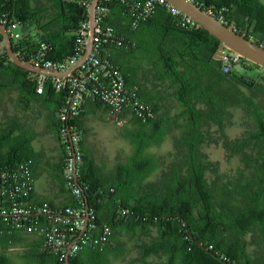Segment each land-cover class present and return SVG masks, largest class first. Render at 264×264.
Returning <instances> with one entry per match:
<instances>
[{"label":"trees","instance_id":"trees-1","mask_svg":"<svg viewBox=\"0 0 264 264\" xmlns=\"http://www.w3.org/2000/svg\"><path fill=\"white\" fill-rule=\"evenodd\" d=\"M31 2L0 0V14L9 23H19L20 30L30 25L14 42L17 53L31 61L30 54L44 40L52 45L49 58L61 60L73 55L77 30L82 21L89 19L88 8L80 2L58 0L64 13L50 14L45 22V15L39 14ZM195 2L239 33L264 44L260 37L264 34V4L260 0ZM107 8L106 22L115 28L117 39L124 45L106 47L118 51L121 62L118 57L115 63L123 74L130 73V87L154 107L156 116L143 122L130 115L135 127L128 130L127 137L134 151L112 170L101 171L90 157H83L78 183L92 212L88 230L98 237L108 227L109 234L104 245L70 255L69 264H109L113 258L127 264H264V75L247 81L234 70L236 64L225 72L224 61L214 58L219 40L198 24H178V16L165 4L137 23L132 0H111ZM32 19L37 20L38 31L30 23ZM2 39L0 34V81L30 92L32 101L48 109L49 127L63 148L60 178L70 190L61 135L68 125H77L83 131L82 144L85 130L80 119L84 105L76 118L63 120L60 112L67 105L69 91L57 90L53 78L47 77L43 91L38 92L41 74L15 66ZM133 56L135 63L130 62ZM241 62L263 67L247 58ZM234 107L246 111L253 127L233 140L225 135L223 145L230 156H240L245 172L210 181L206 172L212 162L202 146L213 141L212 127L224 131ZM2 112L0 166L34 160V133L30 131V136L24 131L17 117L7 115L5 106ZM167 135L174 136L178 157L161 169L157 181H146L157 167L155 156L147 148ZM44 203L54 209L63 208ZM0 227L4 229L5 225ZM3 231L0 264H10L13 258L8 254L9 247L23 230L12 234ZM35 244L20 254L30 256V264H66V259L42 250V241ZM131 252L135 254L128 257Z\"/></svg>","mask_w":264,"mask_h":264},{"label":"built area","instance_id":"built-area-1","mask_svg":"<svg viewBox=\"0 0 264 264\" xmlns=\"http://www.w3.org/2000/svg\"><path fill=\"white\" fill-rule=\"evenodd\" d=\"M80 2L89 7V0H67ZM111 0H100L96 10V26L94 30L93 49L86 59L78 66L74 74L68 77L42 75L38 92L43 91L47 77L53 78L57 90L66 89L70 93L67 105L60 112L63 120L76 118L83 105L90 100L99 101L106 106L116 119L126 113L143 122L155 118L154 107L144 102L135 88L130 87L123 72L109 54L105 52L107 44L124 45L117 39L115 28L106 22L107 3ZM195 1V0H193ZM165 4L170 12L178 16L181 26L198 24L190 16L173 6L166 0H132V15L136 23L153 15L158 5ZM211 13V12H210ZM0 23L9 27L13 42L23 37L19 23H9L0 14ZM199 25V24H198ZM90 32L89 19L81 22L76 33V50L70 57L56 60L48 57L52 45L40 41L39 46L30 54L31 62L43 65L48 69L65 70L78 62L85 52L86 39ZM223 70L230 71L231 66L242 61L243 55L227 49ZM83 131L77 125H68L67 132L62 133L61 142L66 154V179L74 202L62 209L51 208L44 202L34 199V175L32 171L33 158H28L10 166H0V231L8 234L24 230L34 232L42 238V250H49L64 260L70 255H77L86 247H97L108 241L109 228L106 227L100 236L96 237L88 230L92 226L91 210L87 208L84 189L78 183L79 167L83 161L84 152L81 146ZM88 219V227L85 230Z\"/></svg>","mask_w":264,"mask_h":264},{"label":"rangeland","instance_id":"rangeland-1","mask_svg":"<svg viewBox=\"0 0 264 264\" xmlns=\"http://www.w3.org/2000/svg\"><path fill=\"white\" fill-rule=\"evenodd\" d=\"M260 1L264 4V0ZM19 30L20 28L15 29V31ZM0 50H2V45H0ZM233 68L240 77L247 81L257 80L264 75V66L256 67L250 64L245 66L243 62H240L234 65ZM40 105L36 101L35 103L32 102L31 119L37 132H44L48 127V109L43 104ZM38 106L41 110L38 109ZM105 107L101 108L98 113L89 114L90 122L94 126V133L91 136L92 145L102 152L103 160L108 163L114 162L117 158L119 160H127L134 151V144L131 138L127 137V133L129 129L135 127V121L127 115H122L116 119ZM228 117L229 120L226 121L224 131L221 132L216 126L212 127L213 141L207 142L202 146L207 160L212 162L211 169L206 172V176L210 181L216 179L217 176H239L240 172H245L240 156H230L223 145V140L225 135L232 140L246 135L253 127L252 120L249 119L246 111L240 107L231 108ZM44 137L42 136L43 139ZM147 151L155 156L157 167L147 177L146 181H157L160 177L161 169L168 167L178 157L174 136L167 135L161 142H153L147 148ZM25 250L24 246H19L14 250L15 252L13 253L17 256L13 258V261H10V264H30L32 261L30 256H20L21 253H25ZM134 254L135 252H131L130 255H127L130 257ZM109 264L127 263L119 258H113L112 262L109 261Z\"/></svg>","mask_w":264,"mask_h":264},{"label":"crops","instance_id":"crops-1","mask_svg":"<svg viewBox=\"0 0 264 264\" xmlns=\"http://www.w3.org/2000/svg\"><path fill=\"white\" fill-rule=\"evenodd\" d=\"M34 9L39 14H44V21L50 19V14H63V9L58 7V0H32L31 2ZM39 4V5H38ZM38 7V8H37ZM54 17V16H53ZM42 34V32H41ZM262 41L264 42V34H260ZM39 41L40 39L37 38ZM105 52L111 56V58L117 59V50L110 46L105 49ZM137 59L134 56L130 58L131 63H135ZM125 79L129 86H132V80L130 73L125 71ZM32 102L30 92H26L14 84H7L4 81H0V118L3 115V108L6 107L7 115L10 117H17L23 126V130L27 131L31 136V132L34 134L31 136V145L35 151L34 156V199L39 202H47L55 207H65L74 202L73 195L69 189H67L60 178V170L62 168L63 148L57 134L51 131L48 123V127L44 132L38 131L34 128L31 119ZM41 103H39L40 105ZM41 107V105H40ZM38 106V109L41 110ZM105 107L99 101H87L84 104L83 114L80 119V124L85 130V135L82 140V149L84 156L90 157L97 167L102 168L101 171L112 170L117 166L119 159H115L114 162H106L103 159V154L100 150L96 149L92 145L91 136L94 133V126L90 122L91 113H98L101 108ZM106 108V107H105ZM107 109V108H106ZM109 111V110H108ZM127 116H130L127 114ZM103 118V117H101ZM31 131V132H30ZM42 136H45L44 139ZM93 164V165H94ZM37 241V242H36ZM42 238L37 233L28 231H20L17 233V237L11 242L9 247V255L15 258L17 255L13 252L19 246L30 247L32 244H39ZM35 242V243H34ZM17 253V252H16Z\"/></svg>","mask_w":264,"mask_h":264},{"label":"water","instance_id":"water-1","mask_svg":"<svg viewBox=\"0 0 264 264\" xmlns=\"http://www.w3.org/2000/svg\"><path fill=\"white\" fill-rule=\"evenodd\" d=\"M173 6L179 8L182 12L194 19L201 27L206 29L211 35L215 36L219 40L218 48L214 53V58L219 61H224L227 49H231L243 55L248 60L264 66V44H260L251 38L239 33L236 29L223 22L221 19L210 13L207 9L201 7L197 2L193 0H166ZM100 0H92L88 7L89 12V26L90 32L86 39V49L78 62L70 66L65 70L61 69H48L43 65L36 64L21 57L14 49V42L9 33V27L3 23H0V34L2 35V42L5 50L11 58L13 64L19 68L37 72L42 75L56 76V77H68L74 74L78 66L86 59L93 49L94 30L96 26V10ZM30 23L36 25L35 30L38 31L37 20L32 19ZM30 28V25H23L21 27L22 32H26ZM87 200V197H86ZM87 208L89 205L87 203ZM88 219L85 230L88 227ZM205 249L206 247L202 245ZM214 256L221 259L216 253L211 252ZM66 264H69V257Z\"/></svg>","mask_w":264,"mask_h":264}]
</instances>
